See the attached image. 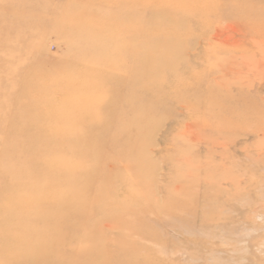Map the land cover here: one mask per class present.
<instances>
[{
    "label": "rangeland",
    "instance_id": "1",
    "mask_svg": "<svg viewBox=\"0 0 264 264\" xmlns=\"http://www.w3.org/2000/svg\"><path fill=\"white\" fill-rule=\"evenodd\" d=\"M0 264H264V0H0Z\"/></svg>",
    "mask_w": 264,
    "mask_h": 264
},
{
    "label": "bare ground",
    "instance_id": "2",
    "mask_svg": "<svg viewBox=\"0 0 264 264\" xmlns=\"http://www.w3.org/2000/svg\"><path fill=\"white\" fill-rule=\"evenodd\" d=\"M50 209H51V208H45V209H44L45 211H44L43 215H39V216L46 218V217H48V216L54 215V213L51 212ZM59 214H60V213L58 212L57 215H56V214H55V215L58 216Z\"/></svg>",
    "mask_w": 264,
    "mask_h": 264
}]
</instances>
